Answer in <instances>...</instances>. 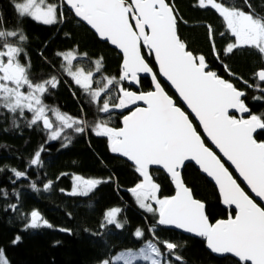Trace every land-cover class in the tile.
Here are the masks:
<instances>
[{
  "label": "snow or ice",
  "instance_id": "obj_1",
  "mask_svg": "<svg viewBox=\"0 0 264 264\" xmlns=\"http://www.w3.org/2000/svg\"><path fill=\"white\" fill-rule=\"evenodd\" d=\"M12 4L19 19L30 17L45 25L63 22V8L66 6L75 17L95 30L101 39L118 48L123 54L121 71L118 77L111 78L103 75L102 58L85 68L74 64L78 60L74 51L57 52L56 55L63 59L64 63L60 66L62 72L79 86L82 94L89 98L88 103L97 106L99 113L111 114L125 109H129V112L123 115L121 127L110 126V117L97 118L90 127L83 115L74 118L59 107L48 105L46 96L52 94L50 90L58 88L60 79L57 75L42 80L32 78L30 57L24 47L14 42L16 39L26 42L28 38L22 27L12 30L4 28L2 14L0 108L22 118L25 112L30 113L29 127L39 126L42 122L43 129L49 133L48 138L53 141L60 139L68 129L77 134L90 130L96 137L107 138L110 152L132 162L142 178L130 192L141 209L156 217L158 225L174 227L204 238L213 253L230 254L237 258V264H264V142H258L255 138L258 129L264 130V118L254 114L243 118V114L250 111L245 103L246 92L212 70L204 55L194 54L189 49L178 32L182 17L174 4L169 0H62V3L12 0ZM196 6L214 10L222 19L226 32H220L219 36L231 38L225 46L224 55L242 54L243 50L248 49L255 50L264 60V14L256 11L251 0H241L239 5L229 3V0H197ZM261 6L264 7V4ZM206 27L215 50V30L211 25ZM142 47L148 50L146 54L154 55L159 74L174 86L198 120L206 138L234 166L251 193L262 203H258L241 187L221 158L205 145L189 115L161 86L157 74L142 55ZM216 55L219 60L220 54ZM22 56L25 57L24 62ZM220 62L230 75L241 80L245 86L259 88V85H249L248 81L231 72L223 60ZM97 73L104 82L94 88V83L100 84L94 80ZM142 73L150 74L152 90L138 92L125 86L117 87L124 83L140 86ZM254 76L264 82V68ZM259 90L264 93V88ZM253 98L262 100L264 95ZM141 103L144 106H140ZM230 110L240 113V118L230 115ZM49 113L54 115L55 122ZM13 125L18 126L15 119ZM71 142V135L63 136V147ZM42 151L43 148H40L35 152L32 165H41ZM193 161L218 186L223 205L234 207V215L210 222L206 203L195 198L193 189L182 175L186 162ZM153 166L165 171L174 184V195H159L161 185L154 180ZM12 171L17 178H28L25 172ZM106 182L77 175L72 191L67 194L87 197L98 185ZM51 186L52 182H48L45 190ZM11 207L13 211L16 210L15 205ZM120 212L119 208L107 211L101 227L114 225L122 229L126 221L117 219ZM27 227L52 228L53 225L43 219L38 211H32ZM149 232L151 238L144 241L143 246L122 250L99 264H137L138 261L170 264V258L165 259L162 249L173 253L178 244L156 236L155 227L149 228ZM133 235L142 240L145 234L137 229ZM174 259L182 261V256L175 255ZM0 264H9L2 249Z\"/></svg>",
  "mask_w": 264,
  "mask_h": 264
},
{
  "label": "trees",
  "instance_id": "obj_2",
  "mask_svg": "<svg viewBox=\"0 0 264 264\" xmlns=\"http://www.w3.org/2000/svg\"><path fill=\"white\" fill-rule=\"evenodd\" d=\"M46 2L62 3V0ZM169 2L174 4L182 17V21L178 23V32L189 49L194 54L204 55L212 70L243 89L246 92L245 103L251 115L264 118V99L253 98L264 95L259 90L264 88V82L254 76L259 69L264 68V60L260 55L255 50L248 49L243 50L242 54L224 55L225 46L231 38L227 35L219 36L220 32H226V28L214 10L199 8L196 6L197 0ZM240 2L241 0H229V3L236 5ZM251 3L257 12L264 14V7L261 6L264 0H251ZM63 11V22L45 25L30 17L19 19L12 0H0L2 26L9 30L22 27L28 38L26 42L18 39L14 42L24 47L30 57L32 78L42 80L50 75H57L61 81L57 89L50 90L52 94L46 96V103L59 107L62 112L74 118L83 115L90 127L97 118L109 117L110 126L121 127L122 117L128 114V109L116 110L111 114L99 113L97 106L88 103L89 98L82 94L79 86L62 72L60 66L64 62L56 53L76 52L78 60L74 63H82L85 68L102 58L103 75L109 78L119 76L122 56L108 44L101 43L65 6ZM207 25L215 30V50L208 38ZM142 52L157 74L153 57L146 54L145 50ZM216 53L220 54L219 60ZM21 60L24 62L25 57L22 56ZM220 60L243 81H248L249 85H259V88L245 86L225 70ZM94 80L100 82L99 85L94 83V88L104 82L99 73ZM141 81L140 91L152 90L149 79ZM161 84L176 100L177 105L182 107L172 91L163 82ZM120 86L131 89L127 83L117 87ZM52 115L49 113V116ZM30 118V113L25 112L22 118L0 108V249L4 251L9 264H99L101 260L122 250L143 246L144 241L151 238V227H155V234L159 238L178 244L173 253L162 249L165 259L170 258L171 264H237L231 257H214L207 250L204 239L186 237L158 225L152 213L141 209L130 189L142 179L132 165L110 152L107 138L96 137L90 130L85 134H77L68 129L60 139L53 141L48 138L49 133L43 129L42 122L39 126L29 127ZM14 119L18 126L13 125ZM195 127L201 133L196 124ZM65 135L72 136V142L67 147L62 146ZM256 139L264 142V130L258 131ZM40 148H43L41 165H32L31 160ZM12 169L25 172L28 178H17ZM77 175L108 182L98 185L87 197L68 195ZM153 177L161 185V197L175 194L170 179L163 172L153 170ZM183 177L193 189L195 198L206 203L207 214L212 223L235 214L231 209L223 207L216 188L195 167L187 166ZM48 182H52V186L45 190ZM13 205L16 206L15 211L12 210ZM115 208L121 209L117 219L126 221L124 227L118 229L114 225H106L102 228L107 211ZM32 211H38L53 227L28 228ZM137 229L144 231L142 240L133 235ZM17 238L18 242L14 243ZM175 255L182 256V261H176Z\"/></svg>",
  "mask_w": 264,
  "mask_h": 264
},
{
  "label": "water",
  "instance_id": "obj_3",
  "mask_svg": "<svg viewBox=\"0 0 264 264\" xmlns=\"http://www.w3.org/2000/svg\"><path fill=\"white\" fill-rule=\"evenodd\" d=\"M65 7H66V6H65ZM66 8H67V7H66ZM67 9H68V8H67ZM68 10L72 13V11H71L70 9H68ZM72 14H73V13H72ZM73 15H74V14H73ZM74 16H75V15H74ZM75 18H76L79 22H81L82 24H84V25H85L90 31H92L101 43H106V44L109 45V47H110L111 49L117 51V52L122 56V59H123V54H122V52H121L118 48H116L114 45H111L110 42H107V41H104L103 39H101V38L98 36V34L95 33V30L91 29V27H90L89 25H87L85 22L81 21L78 17H75ZM142 50H145V51L148 52V50H147L146 48H143V47H142ZM142 55H143V52H142ZM150 55L153 57L154 64H155V68H156V70H157V78L160 80V83L163 82V83H164V84H165V85H166V86L172 91V93L176 96L177 100H178V101L180 102V104L182 105V107H181V106H178V105H177V106L180 107L181 110L185 111L186 114L189 115V119H190V120H193V121L195 122V124L199 127V129H200V131H201L202 139L205 140V145H206L207 147H209L212 151H214V152L218 155V157L221 158V162L225 164V167H227L231 173L233 172V173H232L233 178H235V179L237 180V182L241 184V187L244 188V190H245L246 192H248V194H249L250 196H252L254 199H256L258 203H262V202H260V200H259L258 197H255V194H254V193H251V191H250V189L247 187L246 183L243 182L242 177H240V176H239V173L234 169V166H232L231 163H230L229 161H227V159H226L225 157H223V154L220 153L219 150L215 148V146L211 143V141L208 140V139L206 138V134L203 132V129H202V127L199 125L198 120L194 118V114L191 113V110H190L189 108H187L186 103H184L183 100H182V98L179 97V94L175 91L174 86H172V85L170 84V82L166 80V78H164L163 76H161V75L159 74L158 64H157V62H156L155 59H154V55H152V54H150ZM145 60H146V59H145ZM146 62H147V61H146ZM147 63H148V62H147ZM149 66H150V65H149ZM150 67H151V66H150ZM152 69H153V68H152ZM153 71H154V69H153ZM154 72H155V71H154ZM155 73H156V72H155ZM142 79H149V80L151 81L150 74H144V73H142V74H141V80H142ZM127 84L131 87V90H133V91H138V92L140 91V86H133L132 84H129V83H127ZM151 84H152V82H151ZM161 86L163 87L162 84H161ZM152 88H153V85H152ZM163 88H164V87H163ZM164 90H165V88H164ZM165 91H166V90H165ZM166 92H167V91H166ZM168 95H169V94H168ZM169 96H170V95H169ZM172 98H173V97H172ZM173 100L176 102V100H175L174 98H173ZM176 104H177V103H176ZM140 106H144V105L141 103ZM133 107H135V106H133ZM128 111H129V109H128ZM230 115H235L237 118H240V116H241L240 113H237V112H235L234 110H230ZM250 115H251V111H249V113H244V114H243V118H249ZM193 121H192V122H193ZM194 122H193V125L195 126ZM258 131H259V129L257 130V132H256V134H255V138H256V136H257ZM115 155H116L118 158H120V159H122V160L128 162L130 165L133 166L132 162L128 161L127 158L122 157V156H119L118 154H115ZM189 165H192L193 167H195V168L201 173L202 176H204V177H205V178H206L211 184H213V186L216 188V190H217V192H218V195H219L220 200H221V203H222V198H221V196H220V194H219L218 186L215 185L214 181H213L210 177H207V175H206L205 173H203L202 169H200L199 165L195 164L194 161H193V162H186V166H185V168H186L187 166H189ZM133 167H134V166H133ZM185 168L182 170V175H183V172H184ZM153 170H160V169H159L157 166H153ZM160 171L163 172V173L167 176V174L165 173V171H163V170H160ZM167 177H168V176H167ZM141 179H142V178H141ZM171 183H172V182H171ZM172 185H173V188H174V190H175V187H174V184H173V183H172ZM222 205H223V203H222ZM262 206H264V203H262ZM223 207H224L225 209H231L232 211L235 212L234 207H233V208H228V207L225 206V205H223ZM206 212H207V206H206ZM209 220H210V219H209ZM210 222H211V221H210ZM165 227H167V228H169V229H172L173 231L178 232V233H180V234H182V235H184V236H186V237H191V238H195V239H204V238L196 237V236H194V234L186 233V232H184V231L181 230V229H176V228H174V227H170V226H165ZM205 242H206V241H205ZM206 246H207V244H206ZM207 250L209 251V253H211L214 257H216V258H218V259H223V258H226V257H231V258H233V259H235V260L237 261V258L232 257L230 254L220 255V254H217V253H213L210 249H208V247H207Z\"/></svg>",
  "mask_w": 264,
  "mask_h": 264
},
{
  "label": "rangeland",
  "instance_id": "obj_4",
  "mask_svg": "<svg viewBox=\"0 0 264 264\" xmlns=\"http://www.w3.org/2000/svg\"><path fill=\"white\" fill-rule=\"evenodd\" d=\"M58 16H59V13H58ZM74 62H75V61H74ZM74 64H75V63H74ZM79 65L83 66L82 63H80ZM97 81H99V80H97ZM50 118L55 122V117H54V115L50 116ZM62 135H63V133H62ZM153 207H156V205L153 204ZM137 263H149V262H147V261H138ZM120 264H123V262H120ZM170 264H171V263H170Z\"/></svg>",
  "mask_w": 264,
  "mask_h": 264
}]
</instances>
